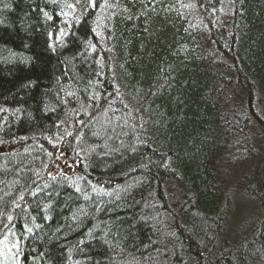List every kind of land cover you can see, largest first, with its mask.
<instances>
[{"label":"trees","instance_id":"obj_1","mask_svg":"<svg viewBox=\"0 0 264 264\" xmlns=\"http://www.w3.org/2000/svg\"><path fill=\"white\" fill-rule=\"evenodd\" d=\"M220 1L0 0V264L6 245L15 264H264V218L215 249L222 143L247 120L264 194V0H228L224 25ZM67 124L78 178L50 172Z\"/></svg>","mask_w":264,"mask_h":264},{"label":"rangeland","instance_id":"obj_2","mask_svg":"<svg viewBox=\"0 0 264 264\" xmlns=\"http://www.w3.org/2000/svg\"><path fill=\"white\" fill-rule=\"evenodd\" d=\"M227 1L228 0L220 1L221 6L218 11L219 18L217 19L219 20V24L221 23L222 25L225 24L226 19L228 20L231 17L232 13ZM83 4H86V0H72L71 5H74V7H71V10H80ZM196 21L200 22V24L207 28L208 34L211 33V28H214L215 26L218 27V24H211L210 21H206L200 15H197ZM204 39H206V32L204 34ZM212 41L217 45L219 40L214 41L212 39ZM206 44L208 46V43ZM225 70L228 71L227 68ZM230 89L231 91L226 98L228 105L231 104V107L236 106L237 109H239V107L243 108L241 103L235 104L234 102L239 94L245 93V90L243 88L239 89L237 84H235L234 87L231 85ZM231 95H235V98H232ZM243 97L244 96H242V98ZM119 101H121L125 110L123 120L134 124L137 123L138 117L136 119L131 116L133 110L129 106L130 104L127 101H122L121 98ZM140 121L141 120L138 119V124L141 125ZM249 122L250 121L247 120L245 124H240L237 128V136L239 137L241 145H237L234 149L230 148V145L234 142L237 144V138L235 135L232 139L233 141L227 142L225 140L223 142L224 144L222 143V145H226V147L224 146L225 155L223 160L219 163L218 168L220 176L219 189L222 195L219 202V210H221L219 230L216 233L218 235L216 237L218 240L215 241V249L217 250H223L234 245L238 239L246 235L247 232L249 233L264 218V194L257 189L259 180L255 171L259 156L256 155L258 151L254 149L256 144H258V138H260L263 129L259 127H256L255 129V127L248 125ZM71 126V124L65 125L64 127H66V129H61L60 132L61 136L67 139V143L72 142L71 144H68V147L72 148V151L68 150L69 152L61 151V153H54V157L51 159V164H54L55 161H59L63 165L64 171L70 168V173L67 174L68 176L71 177L78 174L75 176V178H78L80 175L82 176V174L77 172V167L78 163L83 158V154L79 150L77 151L76 142L78 140V133L76 131V134H71ZM244 130L247 131V134L249 133V130H255L251 136H249V134L246 135L248 138L246 141L242 137L245 135L243 133ZM117 146L118 144H115V148ZM1 150H4V147H0V152ZM69 162H73V164H69ZM54 171H57L56 167H53V171H50L52 175ZM166 193L169 194L167 202L170 208L167 209L173 215L175 214L173 217H176L179 213L180 207L185 205L184 202L187 200V192H184L176 183L168 185L166 187ZM6 247L7 249L4 254L5 261L10 264H15L19 259L16 247L7 245Z\"/></svg>","mask_w":264,"mask_h":264},{"label":"snow or ice","instance_id":"obj_3","mask_svg":"<svg viewBox=\"0 0 264 264\" xmlns=\"http://www.w3.org/2000/svg\"><path fill=\"white\" fill-rule=\"evenodd\" d=\"M86 6H95V0H86ZM70 7H74V5H71ZM45 16H48V13H45Z\"/></svg>","mask_w":264,"mask_h":264},{"label":"water","instance_id":"obj_4","mask_svg":"<svg viewBox=\"0 0 264 264\" xmlns=\"http://www.w3.org/2000/svg\"><path fill=\"white\" fill-rule=\"evenodd\" d=\"M54 166L57 167L59 173L62 172L63 169L59 163H56ZM66 173H68V170H66Z\"/></svg>","mask_w":264,"mask_h":264}]
</instances>
